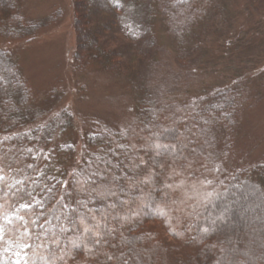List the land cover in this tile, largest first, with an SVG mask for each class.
Wrapping results in <instances>:
<instances>
[{
	"label": "trees",
	"instance_id": "1",
	"mask_svg": "<svg viewBox=\"0 0 264 264\" xmlns=\"http://www.w3.org/2000/svg\"><path fill=\"white\" fill-rule=\"evenodd\" d=\"M69 1L78 94L85 85L120 82L133 112L122 121L88 116L82 133L67 107L39 106L5 46L51 31L67 2L45 3L49 11L38 17L26 0H0V264H264L263 218L244 226L223 197L253 190L264 203V159L229 163L254 90L225 88L210 70L216 65L195 71L183 59L211 30L208 15L224 14L229 1L237 11L242 0ZM246 11L236 18L241 31L251 24ZM161 23L162 39L174 42H153L159 58L151 51L144 58Z\"/></svg>",
	"mask_w": 264,
	"mask_h": 264
},
{
	"label": "rangeland",
	"instance_id": "2",
	"mask_svg": "<svg viewBox=\"0 0 264 264\" xmlns=\"http://www.w3.org/2000/svg\"><path fill=\"white\" fill-rule=\"evenodd\" d=\"M52 1L26 0L27 12L32 16L41 17L49 11L48 8L50 9V6H47L48 8L41 7L45 3L47 5V3ZM61 1L63 3L67 2L66 9L59 23L53 25L51 31L44 33L31 44L8 42L3 47L5 46L13 56L18 57L22 73L28 77L31 85L33 84L37 91L38 105L48 110L67 107L73 112L75 121L80 126L82 133L85 132L86 128L83 122L89 120L88 116L91 115L107 117L111 121L128 119L131 117L133 107L130 95L126 92V86L124 87L125 84L113 82L114 84L111 85L100 84L99 86L91 85V87H86L85 85L82 86L84 94L80 92L78 94V89L73 84V79H71L73 76L71 63L73 61L74 48L76 47L73 13L69 5L70 1ZM240 2L239 9L241 12L247 10L250 25L242 26L243 31L238 28L240 21L238 22L236 18L239 16L240 10L236 11L234 1H229L224 14L221 15V11L215 10L208 15L206 24L211 30L206 35L204 33L199 34L200 41L198 42L197 50L193 51L192 54H185L183 57L184 60L188 59V63L195 65V67L191 65L195 68V71L199 69L209 70L213 67L210 64L216 65L210 70L217 76L216 82L223 84L225 88L237 89L250 86L251 90L252 88L254 90H252L254 98L250 100L251 105L247 106L246 103L243 105L245 110L242 117H240L241 121L238 125L239 138H235V151L232 153L229 162L231 166L237 168L255 158L261 157L264 159V90L261 87L264 72L260 70V72L254 73L251 77L246 74L250 66L264 67V0H242V3ZM90 3H94V0H86L87 5ZM57 9H59L58 6L55 7V10ZM247 16H243V18ZM162 33L163 26L161 23L158 27V38L151 39L150 46L147 45L148 51L146 53L142 51L144 58L149 56V51L154 54V60L159 58L156 53L159 52V48L153 45V42L157 41L158 45L165 41L174 42L173 38L162 39ZM246 38L250 39L246 42ZM250 40L252 42L248 43ZM229 45L233 48L230 49ZM244 45L243 49H237ZM142 49L143 46L138 47L139 57V50ZM180 49H183V47H180ZM215 62L219 63L216 64ZM219 64H224L225 66L220 67ZM139 66L142 68L141 62H139ZM159 68L156 67L158 72H160ZM160 75L163 78L167 76L165 73ZM100 77L103 78V81L106 78L103 75H100ZM101 83H103L102 80ZM149 83V81L145 83V89H147ZM86 84L89 85L87 80ZM206 89L210 90L211 87ZM202 92L208 93L206 90H202ZM98 106L104 107L103 110H99ZM116 116L122 119L119 117L115 118ZM142 119H144L143 123L148 121V117L145 115H143ZM79 134L77 131L72 141L77 148L81 146ZM165 151L163 150L160 153V157L163 158L167 155ZM194 151L196 152L197 150L195 149ZM145 168L146 166H143L140 170ZM69 173L71 174V171ZM157 184L161 185L160 182ZM132 196L134 197V195ZM223 197L226 202L232 201V204L229 205L230 211L238 212L245 218L244 226L252 218L256 220L262 217L264 222V203H259L261 199L253 190L234 192L233 195L226 192ZM130 199L132 200L131 195ZM175 199L177 202L180 200L178 198ZM103 205L105 206L106 204L103 203ZM154 211L156 212L157 209H154ZM164 213L171 215L175 212L174 210H166ZM226 220L228 221V218ZM109 234L115 236L112 227ZM241 263L239 262L238 264Z\"/></svg>",
	"mask_w": 264,
	"mask_h": 264
},
{
	"label": "snow or ice",
	"instance_id": "3",
	"mask_svg": "<svg viewBox=\"0 0 264 264\" xmlns=\"http://www.w3.org/2000/svg\"><path fill=\"white\" fill-rule=\"evenodd\" d=\"M156 147H161L160 145H157ZM164 147H167V146H164ZM0 178H2V177H0ZM22 207H29V205H27V204H24V205H21Z\"/></svg>",
	"mask_w": 264,
	"mask_h": 264
}]
</instances>
